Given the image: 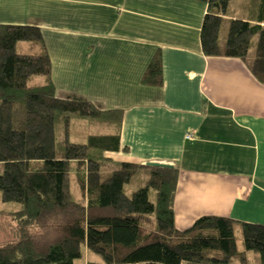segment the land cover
I'll return each instance as SVG.
<instances>
[{
    "label": "crops",
    "instance_id": "1",
    "mask_svg": "<svg viewBox=\"0 0 264 264\" xmlns=\"http://www.w3.org/2000/svg\"><path fill=\"white\" fill-rule=\"evenodd\" d=\"M206 14L199 0H0V26L40 29L59 98L121 113L120 148L104 157L178 169L177 229L209 215L264 226V83L255 53L204 52ZM155 57L162 82L146 84Z\"/></svg>",
    "mask_w": 264,
    "mask_h": 264
},
{
    "label": "trees",
    "instance_id": "2",
    "mask_svg": "<svg viewBox=\"0 0 264 264\" xmlns=\"http://www.w3.org/2000/svg\"><path fill=\"white\" fill-rule=\"evenodd\" d=\"M199 1L207 4L204 52L247 59L255 38L249 65L264 83V0H247L241 17L230 13L234 0ZM42 40L38 27L0 26V192L4 203L19 204L13 213L20 226V237L0 246V264H76L88 252L102 263L87 264H264L263 225L241 223L243 251L229 217L203 216L188 229L176 228V167L123 162L103 169L112 162L104 151L120 148L121 113L88 112L58 98ZM20 42L42 47L22 53ZM34 76L43 82L30 84ZM143 82L161 84L158 57ZM78 111L111 133L71 142L69 114ZM144 170L150 174L145 187L128 195L125 185Z\"/></svg>",
    "mask_w": 264,
    "mask_h": 264
},
{
    "label": "rangeland",
    "instance_id": "3",
    "mask_svg": "<svg viewBox=\"0 0 264 264\" xmlns=\"http://www.w3.org/2000/svg\"><path fill=\"white\" fill-rule=\"evenodd\" d=\"M248 8H249V3L247 0H234L233 3L231 4L230 13L237 17L245 16ZM252 43L253 45H252V49L250 50V53L254 54L255 53V38L253 39ZM23 45H26V43L19 44V46H17V50L18 52L27 53V51H24ZM43 80H44V77L34 76L30 79V84L38 85L39 83H42ZM56 96H57V93H56ZM72 105L73 104H68V107H74ZM82 108L85 111L89 112L91 111L92 106L91 105L89 106L88 104H83ZM69 115L72 116V124L69 130L70 141L77 142V143L85 142L86 139H88L91 133L94 131L93 123H91L90 119L84 116L83 114H81L79 111L77 114H69ZM112 164H115V163L108 162L107 166L104 165L103 169L104 170L106 168L111 169ZM108 173L106 172L104 174H108ZM149 178H150V174L148 171H145V170L140 171L137 175L133 176V179L131 180L129 184L125 185V188H124L125 192L128 195H131L134 191L145 187ZM72 191L77 199H81V194L79 192V189L76 185L75 180H72ZM18 209H19V204L17 203H4L2 201L1 192H0V246L6 245L11 242H15L20 237L19 222L16 220V217L13 213L14 211ZM234 228H235V238L237 241L238 249L239 251H243L244 244H243L241 226L235 225ZM89 261H96V262L102 263L101 258L99 256L93 255L88 252V253H85V258L77 260L76 264H87ZM232 264H239V261L236 259L235 261H233Z\"/></svg>",
    "mask_w": 264,
    "mask_h": 264
},
{
    "label": "water",
    "instance_id": "4",
    "mask_svg": "<svg viewBox=\"0 0 264 264\" xmlns=\"http://www.w3.org/2000/svg\"><path fill=\"white\" fill-rule=\"evenodd\" d=\"M149 167H156V168H173L172 165L160 162H148L146 164Z\"/></svg>",
    "mask_w": 264,
    "mask_h": 264
},
{
    "label": "built area",
    "instance_id": "5",
    "mask_svg": "<svg viewBox=\"0 0 264 264\" xmlns=\"http://www.w3.org/2000/svg\"><path fill=\"white\" fill-rule=\"evenodd\" d=\"M187 139H192V135H187Z\"/></svg>",
    "mask_w": 264,
    "mask_h": 264
}]
</instances>
